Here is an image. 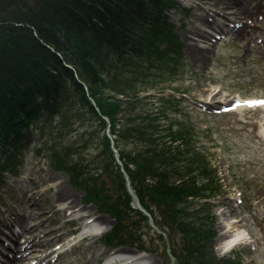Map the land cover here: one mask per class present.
I'll use <instances>...</instances> for the list:
<instances>
[{
	"label": "rangeland",
	"instance_id": "obj_1",
	"mask_svg": "<svg viewBox=\"0 0 264 264\" xmlns=\"http://www.w3.org/2000/svg\"><path fill=\"white\" fill-rule=\"evenodd\" d=\"M200 2L175 0V7L168 11L169 33L158 48L159 57L155 52L137 61L142 74L136 80L132 79L131 87L140 96L146 95L137 105H171L168 115L189 128L191 144L205 157L207 171L203 175L209 176H197V184L205 185L216 196L193 199L187 211L196 217L191 218L193 221L198 220L193 223L200 228L196 233H207L210 237L209 248L217 264H264V109L256 107L229 112L222 109L228 106L224 99L264 98V44L261 42L258 50L249 49L243 56L239 46L242 43L227 40L229 36L222 35L216 38L207 65L194 63L185 53L184 31L193 23V17L202 13ZM174 47L178 52L175 57ZM202 85L216 90L221 102L217 99L210 101L211 105L206 104L199 92ZM57 122L63 123L62 118L55 117L52 126L45 122L33 124L38 130L30 133L21 131L24 137L15 147L11 164L0 160V246L7 232L3 221L21 214L25 206L35 209L40 206L45 218L55 221L57 215L53 211L63 205L56 202L53 185L62 183L76 197L81 210L91 211L95 217H105V223L109 224L106 230L91 239V234L84 235L80 221L71 224L78 214L66 215L65 230L70 231L65 235L76 237L73 242L81 244L82 249L94 240L90 252L97 249L98 257L94 258L83 249L63 257L62 261L79 256L80 262L75 260L74 264H104L106 255L103 252L123 247L144 252L150 264H171L170 254L174 256L175 264L199 263L194 260L195 253L187 252V246L192 244L193 228L184 231L177 226V221L168 219L170 228L164 223L165 230L162 229L166 236L158 233L143 210L149 211L140 203V208L133 204L126 179L113 166L114 153L112 158H95V163L90 160L105 149L100 143L87 144V135L80 139V142L85 140L82 147L89 156L73 162L72 175L65 170L68 159L65 166L55 159L53 162L51 145L61 137L54 127ZM77 128L78 123L73 129ZM109 131L107 126L106 133L111 137ZM11 148L9 139L7 144L0 145V158L5 150L11 154ZM85 169L98 172L92 176ZM128 179L130 181L129 176ZM146 192L151 194L149 190ZM26 193L36 194V204L24 197ZM151 204L154 216L149 213L160 222L161 214L155 204ZM184 206L185 202L178 208L184 210ZM231 221L247 232V243L235 244L221 252L217 248L218 235ZM57 227L58 223L54 228ZM171 238L175 245L168 253ZM20 240L22 244L24 238Z\"/></svg>",
	"mask_w": 264,
	"mask_h": 264
},
{
	"label": "trees",
	"instance_id": "obj_2",
	"mask_svg": "<svg viewBox=\"0 0 264 264\" xmlns=\"http://www.w3.org/2000/svg\"><path fill=\"white\" fill-rule=\"evenodd\" d=\"M174 7L175 0H0V145L9 139L13 150L0 160L11 164L21 131L38 130V122L52 126L58 117L64 124L55 123L61 137L52 142L51 160L65 166L68 159L72 175L73 162L89 156L83 136L105 148L92 162L112 158L108 126L140 204L153 215L154 203L161 214L155 225L170 228L169 219L193 228L187 252L197 264H217L210 237L196 233L198 220L187 211L193 199L216 196L197 184V176H209L205 157L189 128L168 115L171 105H137L146 95L131 87L142 74L137 61L159 57ZM113 166L120 175L114 159Z\"/></svg>",
	"mask_w": 264,
	"mask_h": 264
},
{
	"label": "bare ground",
	"instance_id": "obj_3",
	"mask_svg": "<svg viewBox=\"0 0 264 264\" xmlns=\"http://www.w3.org/2000/svg\"><path fill=\"white\" fill-rule=\"evenodd\" d=\"M200 4L203 5L202 13L195 15L192 19L193 23L184 31L185 53L194 63L207 65L209 54L214 51L217 36L227 34L229 36L227 40L241 42L242 45L239 46L243 56L249 49L258 50L261 42L264 44V0H201ZM198 20L199 23H196ZM200 24L208 28L202 29ZM259 37H261V41H258ZM247 39L248 42L245 41ZM173 50L175 51L174 57L178 56L176 47ZM199 92L205 99L202 100L208 105H211L210 101L218 99V92L205 85L199 88ZM218 100L221 102L220 99ZM223 101L229 103L234 110L255 107L264 109V103H260L264 101V98L224 99ZM53 187L56 202L59 203L58 205H63L54 209L53 213L57 215L55 221L45 218L40 206L37 209L25 206L21 214L12 217L13 219L3 221L8 231L6 238L9 243L5 244L3 241L1 243L0 264H74L75 260L80 262L79 256L73 257L67 262L62 261L61 250H58L62 246L65 249V246L71 242V240L65 241L68 238L65 233L70 231L65 230L67 226L64 218L68 214H78L77 218L71 220V224L80 221L84 233L91 234V239H95L97 235L108 228L109 224L105 223L107 221L105 217H95L91 211L81 210L76 197L62 183H56ZM23 195L31 203L36 204V194L28 195L26 193ZM53 222L58 223L57 228H54L55 224L51 225ZM46 231H49V234ZM247 237V232L237 226L236 222H228L218 235L217 248L219 251L225 252L235 244L247 243ZM20 238H24L22 244ZM93 243L94 240L83 246L84 251L89 253ZM83 249L81 244H73L67 253L73 254ZM90 253L94 258L98 257L97 249H93ZM103 255H106L104 264H150L144 252L130 251L123 247L103 252Z\"/></svg>",
	"mask_w": 264,
	"mask_h": 264
},
{
	"label": "water",
	"instance_id": "obj_4",
	"mask_svg": "<svg viewBox=\"0 0 264 264\" xmlns=\"http://www.w3.org/2000/svg\"><path fill=\"white\" fill-rule=\"evenodd\" d=\"M108 136L110 137V135H108ZM110 139H111V147H112V149H113V152H114V155H115L116 162L120 165V170H121V172L123 173L124 178L126 179L127 189H128V191H129V193H130V195H131V197H132V199H133V201H134L135 206H137V207L140 208V204H139L138 198H137L136 194L134 193V191L132 190V187H131V185H130V181H129V179H128V174H127L126 171L124 170L123 165H122V162H121L120 159L118 158V151H117V149L114 147V145H113V140H112L111 137H110ZM142 210H143V208H142ZM143 211H144V213L148 216L150 225H151V226H152V227H153L158 233H161V234H163L164 236H166V234H165L163 231H161L159 228H157V227L155 226V224H154V222H153V219H152L150 213L147 212V211H145V210H143ZM174 245H175V241H174V239L171 238V239H170V247L167 248L168 253L170 252V248L174 247ZM170 259H171V264H175V262H174V261H175V258H174V256H172L171 254H170Z\"/></svg>",
	"mask_w": 264,
	"mask_h": 264
},
{
	"label": "snow or ice",
	"instance_id": "obj_5",
	"mask_svg": "<svg viewBox=\"0 0 264 264\" xmlns=\"http://www.w3.org/2000/svg\"><path fill=\"white\" fill-rule=\"evenodd\" d=\"M260 103H264V101H261ZM251 106V105H250Z\"/></svg>",
	"mask_w": 264,
	"mask_h": 264
}]
</instances>
